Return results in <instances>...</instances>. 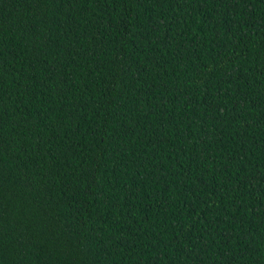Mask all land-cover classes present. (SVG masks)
<instances>
[{
    "label": "trees",
    "instance_id": "trees-1",
    "mask_svg": "<svg viewBox=\"0 0 264 264\" xmlns=\"http://www.w3.org/2000/svg\"><path fill=\"white\" fill-rule=\"evenodd\" d=\"M0 264H264V0H0Z\"/></svg>",
    "mask_w": 264,
    "mask_h": 264
}]
</instances>
